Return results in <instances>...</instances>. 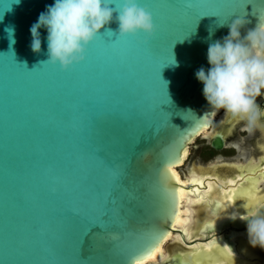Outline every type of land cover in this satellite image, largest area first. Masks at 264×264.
<instances>
[{"label":"water","instance_id":"1","mask_svg":"<svg viewBox=\"0 0 264 264\" xmlns=\"http://www.w3.org/2000/svg\"><path fill=\"white\" fill-rule=\"evenodd\" d=\"M54 2L0 0V264H135L154 232L190 245L246 231L247 219L186 240L173 227L180 183L169 163L177 167L210 127L195 75L211 67L209 44L237 18L248 21L241 37L264 23V0H136L152 16V36L117 39L101 29L66 70L40 64L45 29L41 52L30 48L31 26ZM208 144L223 149L222 133ZM233 169L225 175L237 182Z\"/></svg>","mask_w":264,"mask_h":264},{"label":"clouds","instance_id":"2","mask_svg":"<svg viewBox=\"0 0 264 264\" xmlns=\"http://www.w3.org/2000/svg\"><path fill=\"white\" fill-rule=\"evenodd\" d=\"M113 22L118 25L115 30L108 27ZM246 23L237 18L228 24V35L208 46L211 67L207 71L201 67L195 75L210 108L244 122L243 130L252 133L264 117L256 103L264 90V23L241 37ZM41 28L47 32V59L40 64H58L61 70L84 60L87 46L101 29L117 39L138 32L150 37L154 32L151 14L136 0H122L116 7L112 0H55L30 28L33 53L41 52ZM246 219L249 245L264 249V211Z\"/></svg>","mask_w":264,"mask_h":264},{"label":"bare ground","instance_id":"3","mask_svg":"<svg viewBox=\"0 0 264 264\" xmlns=\"http://www.w3.org/2000/svg\"><path fill=\"white\" fill-rule=\"evenodd\" d=\"M261 97H263L262 94L260 98H256L257 104ZM222 111L213 110L207 126L211 127L212 121L216 117L219 118L218 115ZM234 120L224 113L219 127L215 130L222 133L224 142L226 141V136H230L236 128L237 124L232 128L233 123H235ZM241 122L239 121V123ZM256 127L264 136V122L260 121ZM231 128L233 131H230ZM200 135L206 138L210 137L208 129H203ZM195 138L191 139V143ZM262 140L255 143V151L259 154L264 152V148L260 147ZM261 148L263 151H261ZM188 152L189 145L184 148L179 165L171 168L172 173H175V179L180 183L177 188L178 211L173 227L181 230L186 240L205 237L207 231L217 232L228 225L233 226L234 229L241 227L246 217L250 216L249 213H253L263 207L264 153H262L263 156L260 160L255 163L252 162V158H247L245 164L241 165H237V162L233 161L212 164L209 167L199 164L191 165L188 167L187 176L182 178L177 168L184 164L189 154ZM220 164L224 167L221 168V171H218V168L220 169L221 167ZM233 168L239 169L241 180L237 182L235 180L236 177L225 175L233 171ZM206 177L210 179L213 177L216 182L205 179ZM204 181L205 186L203 187ZM230 181L234 182L230 183ZM190 184L199 186L194 185L193 189L187 188ZM229 194L233 195L231 200L227 199ZM207 215L212 217L214 221L205 222ZM170 240L174 242L171 250H179L178 253H171V250H166V243ZM230 246H233V251ZM183 248L187 251L180 253ZM262 250L264 249L260 247L253 248L249 245L247 231L244 230L229 231L226 236L216 235L206 241H196L190 245L184 244L178 233H170L167 239L159 245L155 256L143 259V264H164L168 261V264H172L171 259L176 261L174 264H177L178 261L187 262V264H253L259 260Z\"/></svg>","mask_w":264,"mask_h":264},{"label":"rangeland","instance_id":"4","mask_svg":"<svg viewBox=\"0 0 264 264\" xmlns=\"http://www.w3.org/2000/svg\"><path fill=\"white\" fill-rule=\"evenodd\" d=\"M224 114V111H222L218 116L216 117L212 123L210 129H208V134L210 135L213 132H216L215 130L219 127L220 120L222 119ZM235 123H233L232 128L235 124L236 128L233 131V133L230 134V136H226V147L224 149L218 150V151H211V149L208 146V137H204L200 135L199 137H196L193 142L189 145V154L184 162L183 165L178 167V171L181 174L182 178H185L187 175L188 167L191 165H202L209 167L212 164H218L225 161L228 162H237V165L245 164L247 158H252V162H258L260 158L263 156L261 152L260 154L255 151V146L257 141H261L263 139L262 144L260 147L264 148V136L261 132L258 131L257 127L252 133H248L247 131L243 130V123H239L238 120H234ZM238 122V123H236ZM235 147V148H234ZM261 148V151H263ZM258 151V150H257ZM252 156V157H251ZM222 164H220L221 166ZM262 194H264V184H262ZM174 242L172 240L168 241L166 243V250H171V247L174 245ZM231 250L233 251V246H230ZM258 258V257H257ZM259 260L255 261V264H264V250L261 251L259 255ZM253 263V264H254Z\"/></svg>","mask_w":264,"mask_h":264},{"label":"snow or ice","instance_id":"5","mask_svg":"<svg viewBox=\"0 0 264 264\" xmlns=\"http://www.w3.org/2000/svg\"><path fill=\"white\" fill-rule=\"evenodd\" d=\"M249 3H252L251 0ZM172 163H169V170H171ZM175 176V173H172ZM234 181H230L232 183ZM233 198L232 194H229L227 199L231 200ZM252 213H249L251 215ZM170 233L154 232L144 239L143 246L139 250L138 255L131 257L136 261V264H143V259L155 256L156 251L159 248V245L167 239Z\"/></svg>","mask_w":264,"mask_h":264},{"label":"flooded vegetation","instance_id":"6","mask_svg":"<svg viewBox=\"0 0 264 264\" xmlns=\"http://www.w3.org/2000/svg\"><path fill=\"white\" fill-rule=\"evenodd\" d=\"M259 132H260V131H259ZM208 146H209V144H208ZM225 147H226V145L224 146V148H225ZM209 148L212 149L210 146H209ZM224 148H223V149H224ZM234 148H235V147H234ZM212 151H216V150H213V149H212Z\"/></svg>","mask_w":264,"mask_h":264},{"label":"trees","instance_id":"7","mask_svg":"<svg viewBox=\"0 0 264 264\" xmlns=\"http://www.w3.org/2000/svg\"><path fill=\"white\" fill-rule=\"evenodd\" d=\"M211 151H212V149H211Z\"/></svg>","mask_w":264,"mask_h":264}]
</instances>
